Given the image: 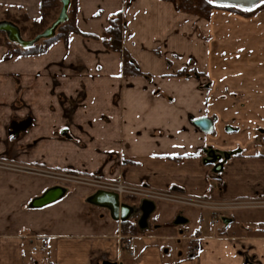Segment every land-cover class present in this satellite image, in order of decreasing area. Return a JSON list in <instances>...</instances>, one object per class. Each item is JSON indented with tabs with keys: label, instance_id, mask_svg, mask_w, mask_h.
<instances>
[{
	"label": "crops",
	"instance_id": "1",
	"mask_svg": "<svg viewBox=\"0 0 264 264\" xmlns=\"http://www.w3.org/2000/svg\"><path fill=\"white\" fill-rule=\"evenodd\" d=\"M72 1L77 31L43 53L0 36V160L212 201L263 200L264 16L213 9L199 20L162 0ZM0 9L34 20L40 0H0ZM119 13L139 74L104 42ZM200 117L210 132L194 124ZM53 186L0 168V264H264V207L224 211L222 225L203 228L210 210L161 200L140 224L141 201L126 195L119 202L133 209L114 219L81 185L30 205Z\"/></svg>",
	"mask_w": 264,
	"mask_h": 264
},
{
	"label": "water",
	"instance_id": "2",
	"mask_svg": "<svg viewBox=\"0 0 264 264\" xmlns=\"http://www.w3.org/2000/svg\"><path fill=\"white\" fill-rule=\"evenodd\" d=\"M58 1L61 4V6L57 17L41 32L37 33L33 38L31 39L22 38L19 27L15 23L7 20L0 21V32L4 33L10 42L17 44L20 48H29L40 40L52 38L56 34L58 27L61 24H63L65 21H67L68 10L71 4V0H58ZM260 1L261 0L256 1L253 4V7H255L254 5L255 4L257 5ZM220 5L231 6L230 4H220ZM194 124L198 126L205 133L210 132L213 128L211 119L207 117H200L195 119ZM262 131L264 132V130ZM208 156L212 161L219 160L221 158L219 155H214L212 152H210ZM228 157L229 154L225 153L224 158H228ZM221 167H222L221 162H218L215 165L214 170L219 171L221 170ZM64 192H65L64 187L53 186L47 189L42 195L34 198L31 201L30 205L32 207H41L46 204L52 203L58 200L59 198H61ZM88 201L90 203L103 206L109 209L110 214L114 219L120 218L121 220H126L127 215L133 209L132 207H129L125 204H121L119 202V195L116 192H112V191L97 190L90 196ZM140 209L142 210V217L140 219V224H141V222L145 220L147 215L152 211L153 202L149 200H142ZM180 221H181L180 218L176 220V222H180Z\"/></svg>",
	"mask_w": 264,
	"mask_h": 264
},
{
	"label": "built area",
	"instance_id": "3",
	"mask_svg": "<svg viewBox=\"0 0 264 264\" xmlns=\"http://www.w3.org/2000/svg\"><path fill=\"white\" fill-rule=\"evenodd\" d=\"M0 168L4 169H11V170H23L28 171L30 173L34 174H49L48 176L53 178V172L49 171H37L33 167H24L20 166L18 164L10 163L7 161L0 160ZM69 172H65L63 175H59V178L62 180H72L67 178L69 176ZM84 176V175H79ZM79 181L77 180V183H85L89 185H94L102 190L112 191L116 192L118 195L128 194L129 196H133L139 201L142 200H149V201H167L172 203H177L180 205H187V206H193L200 209H207L211 212V218H210V226L215 227L220 223V218L222 217V213L227 210L231 209H241V208H260L264 207V199H236L233 201H212L207 198L203 197H196V196H189L184 195L182 192L178 190H158L155 188L143 186V185H130L126 184L121 181H111L106 180L103 178H100L98 176H94L91 178L90 182H87L86 179H83V177H79ZM138 210V209H137ZM126 247L132 251L133 246L131 242L127 241L125 243ZM46 247V244H44ZM33 250H37V247H34Z\"/></svg>",
	"mask_w": 264,
	"mask_h": 264
},
{
	"label": "trees",
	"instance_id": "4",
	"mask_svg": "<svg viewBox=\"0 0 264 264\" xmlns=\"http://www.w3.org/2000/svg\"><path fill=\"white\" fill-rule=\"evenodd\" d=\"M162 1L171 2L174 5L175 0H162ZM57 2H58V0H40V16H39V18L34 19V20H29V18L25 14H22V19L25 21H30L31 27L33 29L38 30V33H39L44 28H46V26L48 24V20L52 19L51 18L52 17V10L57 6ZM72 2L73 1L71 0V4H70L71 9L74 8L72 6L73 5ZM262 2L257 4L255 7L251 8L249 10L257 8L258 6L263 4ZM180 3H181V6H182V3L185 6H186V4H188L189 6H192L195 3L196 8H200V7L202 8L201 5L203 4V6H205V9L208 5V2L205 0L204 1H202V0H181ZM214 4H216V3H214ZM232 6H234V5H232ZM229 7H231V6H228L227 8H229ZM201 8H200V10L202 11ZM208 9H210V8L207 7L206 10H208ZM197 12H198V9H196L195 13H197ZM9 19L10 18H6L5 20H9ZM9 21L17 23L16 20L13 21L12 19ZM76 31H77V28H76V25L74 22V17H73V15L72 16L70 15V16H68L67 21H65L63 24H61L58 27L56 34L52 38L41 40L40 42L35 43L34 45H32L29 48H20L19 46H17L15 51L23 53V54H40V53H43L53 41L60 39V38H66L69 33L76 32ZM122 31H123L122 14L119 13V14L115 15L113 18H111L109 21V26L107 29V33H108L109 37H108V39H106L104 41L105 45L107 47H109L115 51L121 52L123 54V69L126 73L139 74L140 72H139L138 68L136 67L135 63L130 59V57L128 56L126 51L123 50V48H122V45H121ZM121 227H122V231L125 234H127V233L133 234L136 232V228H135L134 224H132L128 221H123L121 223Z\"/></svg>",
	"mask_w": 264,
	"mask_h": 264
},
{
	"label": "rangeland",
	"instance_id": "5",
	"mask_svg": "<svg viewBox=\"0 0 264 264\" xmlns=\"http://www.w3.org/2000/svg\"><path fill=\"white\" fill-rule=\"evenodd\" d=\"M181 0H175L174 1V9H176V11L178 12H181L183 15L185 16H190V17H198V19H207L209 16H210V13L213 9L217 10H223V11H227V12H230V13H234L239 15V16H243V17H254L255 15L259 16V17H263L264 16V1L262 2L263 4H261L260 6H258L257 8L255 9H252V10H249V9H246V8H241L239 6H232L227 8L228 6H223V5H218V4H214L213 2H211L210 0H205L208 2V10L207 7L205 9V6H203V4L201 5L202 6V11L200 10V8H196L195 7V3L192 5V6H189L188 4H186V6L182 3V6H181V3H180ZM204 1V0H202ZM165 3L167 4H171V2H167L165 1ZM143 5V4H142ZM60 6L61 4L59 3V1L57 2V6L52 10V19H49L48 20V24L47 26L57 17L58 13H59V10H60ZM196 9H198V12H196ZM205 9V10H204ZM72 16V9L69 7V10H68V16ZM203 16V17H202ZM6 18H10L9 20H16L17 23H15L16 25L19 26V29H20V32H21V36L22 38L24 39H31L32 37H34L36 35V33H38V30L36 29H33L31 27V23L28 22V21H25L22 19V14H20L19 12L17 11H3L0 9V21H3L5 20ZM21 18V19H20ZM139 20L141 18V16H138ZM189 18V17H188ZM7 20V21H9ZM14 23V22H13ZM46 26V27H47ZM0 36H5L4 33L0 32ZM41 41V40H40ZM38 41V42H40ZM15 46V45H13ZM260 133V134H259ZM258 133V141L259 143L258 144H261L264 146V132L263 131H260ZM34 168V167H33ZM7 169V168H6ZM36 169L37 171L41 172V171H46V170H43V169H40V168H34ZM28 172V171H26ZM50 172V171H49ZM53 172V178L49 177L48 175L49 174H39V175H43L44 177L46 176L47 178H51L56 186H62L64 187L65 189H68L66 187L68 186H76V185H81V186H85V187H88V188H91L93 190L92 193H94L95 191L97 190H102L94 185H89L88 183L85 184V183H77V180L79 181V177H83V179H86L87 182H90L91 181V178H93L94 176L92 175H84V176H79V175H83V174H78V173H75V172H69V176L67 178L69 179H73L75 181H72V180H62L59 178V175H63L65 174V171H58V170H53L51 171ZM30 173V172H29ZM134 186V185H132ZM107 191V190H106ZM123 195H126V196H129L128 194H123ZM161 205H165V207H169L168 205L170 206H174L170 203H160V206ZM175 207V206H174ZM193 212H197L196 209H191ZM203 212V218H202V221H201V226H203V228H210L209 226V223H210V214L208 211H202ZM223 217L220 218V225H222L223 223ZM188 226V225H187ZM188 229H190L191 231V227H187Z\"/></svg>",
	"mask_w": 264,
	"mask_h": 264
},
{
	"label": "bare ground",
	"instance_id": "6",
	"mask_svg": "<svg viewBox=\"0 0 264 264\" xmlns=\"http://www.w3.org/2000/svg\"><path fill=\"white\" fill-rule=\"evenodd\" d=\"M211 1L219 5L220 4H230V5L239 6V7L247 9V8L253 7V4L258 0H211ZM262 1L264 0H261L259 3H261ZM254 6H256V4Z\"/></svg>",
	"mask_w": 264,
	"mask_h": 264
}]
</instances>
